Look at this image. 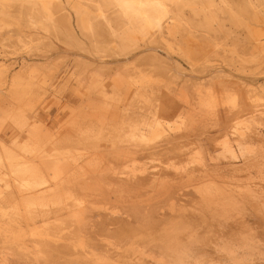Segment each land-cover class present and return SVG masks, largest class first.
Here are the masks:
<instances>
[{"label": "rangeland", "instance_id": "1", "mask_svg": "<svg viewBox=\"0 0 264 264\" xmlns=\"http://www.w3.org/2000/svg\"><path fill=\"white\" fill-rule=\"evenodd\" d=\"M72 16L74 20V14H72ZM11 21V26L6 25V29L4 28L3 34L0 37V65L5 69L3 70L5 71L6 76H9L10 78L13 74L15 76L21 74L25 77L24 81L28 80L31 84L34 83V97L32 96V98L35 100L34 108L38 107L37 111L40 114V119L38 121L39 125H42L43 128H48L51 132L69 131L70 133H75L80 137L79 141L82 138L78 145L73 147L70 146V148L66 147L59 151L57 148L56 150L53 149V146L55 145L52 143V139L50 140L51 142H49L50 144L45 141V146L43 143L37 144V149L35 148L36 152H40V149L43 150L44 148L48 154L50 153L49 155L40 158L38 164L45 167L47 162L54 161L71 166L79 163V169L72 167V170L69 166L66 167L67 169L63 167L58 175H65V172H67L66 176L77 173L76 176L78 177L80 174L84 173L83 176H81L84 178H86L88 174L94 175V172H99L100 169H110V171H113L116 174L133 172V168L138 172L144 169V174L151 176L153 174L150 173H157L161 170L170 171L171 174L169 175L171 177L169 176V178L172 179L170 181V184H172V186H170L171 188L169 186L167 188H162L159 184H154L152 186L153 183H151V187L148 185L145 188L147 191L144 189L145 192L140 194L138 199H133V201H136L134 203V205L136 204V207L138 202L140 205L144 201V203L140 205V208L138 205L139 211H137L138 208L136 207L133 209L136 208L137 210H135L138 212L137 215H139L142 210H145L146 208H142V206L145 205V202L147 204L148 202H155L158 203L153 206V209L156 212L158 211L156 210L158 207H162L159 211L167 212L170 210L172 202L179 201L175 199L168 200L166 198L168 193L174 189V196L180 197L182 201L177 203H181V206L177 205L180 208L174 207L175 211L177 208L179 210L173 215H158L159 218L162 217V221L156 219L155 217L158 218L156 215L155 217L147 216L148 218L146 220V213L143 211L139 215V220L135 225H132L133 228L137 227L138 230L134 229L133 231L131 227H124L123 225L132 218L128 213L133 210V205L129 206L128 210L127 205L130 204L129 202L126 205V201L122 200L124 203H121V200L119 202L118 200L115 201L113 198L108 202L106 200L93 201L90 200L93 198L91 195L93 191H91L90 194L82 195L81 201L83 204L86 202L85 206H90L93 202V209L100 210V212L103 213V216L107 212L110 214L113 213L112 217L114 216V222L112 221L113 219H110L112 217L109 218L108 216L107 218L104 216L106 220L113 223L112 226H123L118 232H113L112 235H109L113 241L115 236H117V239L121 236V238H119L120 240H118L119 242H116V238L114 241L116 244L119 243L117 244L118 247L109 239L110 237L106 236V239L103 237L105 240L101 238L103 243L102 241L100 243H102V245L105 243V248L99 250V252L102 251V253L100 252L102 255H100L96 248L99 239L95 240L91 233L94 229L91 230V227L94 226V223L97 224L96 222L97 220H100L102 214L99 216V219L97 218V214L95 215V218H93V216L92 219H94V221H92L91 218H89V215H87L88 219L91 221L89 220V222H87L88 219L83 218V222L81 221V223L79 222L81 218L80 220H73L71 222H67V220L55 221L54 218H51V222L43 223L42 221H38L37 223H34L31 220H24L23 217L20 218L19 224L16 225L17 223L15 221L8 222V219H6V223L2 225L4 228L0 229V264H62L65 261H67L68 264H73L74 262L79 263L81 260L82 261L79 264H96L97 262H99L98 264H115L116 261V264H243V242L248 236V233H246L247 231L244 232L245 226L249 224L253 228L258 226L261 229L257 227V230L260 229V231H264V210L260 205L258 207L256 204V200L259 199L250 198L249 201L245 199V194L249 192L250 188L261 187L264 191V157H262L264 156V140L255 142L253 145H239L235 140H231L230 144L233 150L231 149L228 153L223 150L225 144L222 142L225 141V138L220 132H218L219 125L217 126V124H215L219 123L218 117L216 116V113L211 110L223 109V107H234L237 103L240 104V101L244 103L246 96H249L252 100H255V104H260L259 106L250 109V115L255 114V109L264 111V49L257 51L250 49V52H245L243 49H238L235 45L233 46V44H229V46L225 47L226 51H224V54L219 56L220 58L212 57L213 59H211V63L215 64L217 62L214 65V68L215 66L218 68L219 66L217 67V65L220 64L219 68H221L223 72L225 71L224 77H226L225 79L229 82L226 84V87L231 89H228L227 93L223 92L226 96L224 94L225 97L218 100V106L207 107L206 105H203L200 108L197 107V109L193 111L192 107V109L189 108L185 111V115H187L185 117L180 114L182 110L180 106L184 94L187 95L188 99L194 102L193 93L195 92L191 86L192 83L195 84L196 82L200 87L202 86V88L207 91L213 89L214 82L208 81L210 77H212L209 74V69H207L208 71L202 70L200 72H195L191 63L185 60L186 58L180 54L179 50H169L166 47H159L155 50L165 65V72H159L156 74L150 69L152 63H139V61H141V55L145 56L147 51H134L131 55H128V59H125L123 56H106L105 59L98 60L94 59L93 55L88 51L82 50L78 47L73 48V46L64 47L56 40H53L51 48H46L44 44L41 45V43L46 40L43 38L44 33L42 31L40 34L35 32L29 34L22 30V34L17 35L16 32L11 29V27L16 24H14V20ZM74 27L75 34L76 36L78 35V40H80V42L82 40L84 42H82V44L87 46L89 43L86 40L89 37L87 35V37H83V35H85L84 31L79 29L82 32L81 33L76 25ZM23 29L25 30V28ZM41 40L43 41L41 42ZM131 67L136 69L134 71L135 74H133V77L131 78V82L137 86L136 88L138 91L136 92H133V90L127 92L126 90L131 84H126L125 81L122 83V80H119V76L122 75L125 77L123 70H128ZM31 72L32 74L29 76ZM200 73L203 75L201 78H199ZM116 75L118 77H116L117 79L115 78ZM185 81L187 84H185ZM216 89L220 90L222 88L216 86ZM36 92L38 94H35ZM234 94H236V104L234 102L232 103ZM229 95L230 97H228ZM244 107L247 108L246 111H248L249 106L244 105ZM245 118H247V116H239L236 120L234 119L232 123H239L238 119H241L242 121L243 119L246 120ZM244 120L235 125L238 128L240 127L239 129L246 128L249 123H247L248 120H246L245 125ZM259 122L257 124V129L255 128V130L257 135L264 136V120L260 123ZM177 125L179 127L181 126V129H179ZM175 126L178 130L175 129L172 131ZM156 128H161L162 130L166 129V132L162 134L164 136H160V134L157 138H152L151 135ZM171 128L172 130L167 131V129ZM140 131L146 134V140H144V142L146 141V144L143 141H139L141 139H139L140 136L138 137ZM214 131L217 133L215 134ZM186 135H189L190 137L186 138ZM133 136L135 139L132 138ZM136 137L139 139L137 142L140 144L135 142ZM131 138L134 140H132L133 142H130ZM169 141L174 150L171 149L170 151V149H166L170 146ZM147 142L149 144H147ZM167 143L168 146L166 145ZM141 144L143 146L163 144L162 146L164 147L163 149L161 148L162 150L159 154L158 151H156L154 153L139 152L140 154L134 153L130 156H125L127 147L135 148V145H137L136 148H138L139 145V147L142 146ZM223 144L224 146H222ZM39 145H42L41 148H38L40 147ZM241 148L242 150H240ZM41 154L39 153L37 155L40 156ZM247 154L248 156H252L246 160V157H248ZM87 155L92 158L89 160V158L85 157ZM227 155L229 158L226 157ZM258 156L261 158L258 159ZM82 158L87 161L84 159L81 160ZM254 158L256 159L255 161ZM257 161L258 163H255ZM254 163L256 164L255 166ZM247 164L248 167L249 164L252 166L250 165V168H248L246 167ZM232 167L233 169H231ZM137 168L141 170H138ZM170 168H176V170L181 169L182 171L185 170V172L192 171L195 174L197 173V175H200H195L196 178L194 177V180L192 178L188 179L185 172L183 173L180 171L181 173H177V171H173V169L171 171ZM77 169L79 172H77ZM154 169L156 170L154 171ZM134 172L136 171L134 170ZM116 174L115 176H119ZM212 175H215V177ZM253 175L255 176L253 177ZM45 176L47 184L53 182L54 173L50 174V172H46ZM12 177L13 176H8L7 178L12 182ZM95 179L93 180V178H90V181H88L90 182L89 186L93 189L102 184L98 177ZM217 182L218 184L213 185ZM204 183H207L206 188L205 185L202 187ZM207 186H210L211 188H208ZM217 186H219L221 191L228 194L229 197L222 198L221 196H217L215 193L217 190L215 191L214 189H217ZM234 186L236 187L234 188ZM200 188L201 190H199ZM202 188L203 192L206 191L205 195H211L212 192L214 193L210 199L205 195L202 198ZM204 188L206 190H204ZM212 188L213 190H209ZM65 191L66 192L61 194V200H58L54 206H62L72 200L73 191L68 189ZM198 192L201 193L200 196L195 194ZM97 198L99 199V197ZM141 199L143 201H141ZM156 199L158 202L155 201ZM186 200L189 201L187 202ZM39 201L40 199L37 197L31 202L38 203ZM161 203H163V205H161ZM168 203L170 206H168ZM33 206L36 207L39 205H32L31 207ZM120 206H122V208ZM25 211L26 210L22 212L24 216ZM67 211L68 210L66 209L60 211L64 218L68 215ZM102 211H105L106 213ZM127 211V214L130 216L125 214ZM149 212L152 211L149 210ZM260 212H262V214ZM254 213L256 214L254 215ZM141 216L143 217V221L140 218ZM150 217L156 220L153 222V220H151L152 218L149 219ZM140 219L141 222H148L151 220L153 225L151 221V223L148 222V224L144 222L147 226L144 223L140 225ZM115 221L117 223H115ZM86 224L88 227H85ZM91 224H93V226ZM139 225L142 228L145 226L142 229L143 231ZM177 227L178 229L175 230L174 228ZM78 228L80 230H78ZM74 229L76 231H74ZM89 231H91V238ZM81 232H83V235L79 236ZM84 234L87 236H84ZM84 237H86V240L88 237V241L93 239V242L94 240L97 242H92L90 244L91 240L88 242ZM262 237L264 238L263 235ZM78 238L82 239L79 240ZM79 242H81L82 245L84 244L87 246L79 247L81 246ZM108 242H113V244ZM69 243H72L73 245H70ZM77 243H79V245H77ZM89 244H94L96 247L94 245V247H89ZM107 244H111V246L109 248L107 247L109 252L107 251V253H105ZM98 245L100 244L98 243ZM55 246L58 248L59 253H57V249L55 250ZM71 246H75L74 249H72L73 247ZM92 247L94 254H91L93 252ZM64 248L67 249L66 251L68 255L73 254L68 256L64 251ZM70 248L72 249V252ZM78 248H81L80 253L78 252ZM75 249L77 250L75 251ZM115 249L116 251H114ZM82 250L86 252H82ZM118 250L119 254L114 255L113 253H118ZM110 252H113L112 255H110ZM71 256L74 257L72 258ZM83 256L88 257V259L86 258L88 261L87 263H83ZM79 257H82L83 259H80ZM92 258L93 261L91 260ZM79 259L80 261H78ZM104 260L106 261L104 262Z\"/></svg>", "mask_w": 264, "mask_h": 264}, {"label": "bare ground", "instance_id": "2", "mask_svg": "<svg viewBox=\"0 0 264 264\" xmlns=\"http://www.w3.org/2000/svg\"><path fill=\"white\" fill-rule=\"evenodd\" d=\"M72 14H74L75 16V19H74L75 21L72 18L73 17ZM11 20H14V24H16L15 26H13L14 28L11 27V29L15 31L17 35L22 34V30L23 32L29 33V34L34 33V32L40 34V32L42 31L44 33V34L42 33L43 38L46 40L44 42H42L43 40H41L42 42L41 45L44 44L46 48H51L53 40H56L60 44H62L64 47L73 46V48L78 47L82 50L88 51L91 55H93L94 59H98V60L105 59L106 56L107 57L123 56L125 57V59L126 58L128 59L129 57L128 55L129 54L131 55V53L134 51H138V50L140 51L142 50L141 52L147 51L145 53V56L141 55V59H140L141 61H139V63L140 62L141 63L145 62V64L152 63V67L150 69L156 74L159 72L160 73L165 72V65L163 61H161V59L159 58V55L156 53L155 50L159 47H166L169 50L171 49L179 50L180 54L184 58H186L185 60L191 63V66L195 72H200L202 70L206 71L207 69H209L210 73L209 72L208 73L212 77H210L208 81L214 82L213 89L207 90V91L204 90L202 86L200 87L199 84H197L196 82L195 84L192 83L191 86L193 87L194 92H195L193 93L194 102L188 99L187 95L184 94L183 101L180 106V108L182 109L180 114H182L185 117L187 116L185 115L186 114L185 111H187L189 108L192 109L193 107L192 109L193 111V110H196L197 107L200 108L203 105H206L207 107L218 106V100L220 98L222 99L223 97H225L226 96L225 93L228 92L227 90L231 89V88L226 87V84H228L229 82L225 79L226 77H224L225 71L223 72V70L219 68L220 67L219 63H218L219 65H217V67L218 66L219 67L216 68L215 66L214 68V65L217 62L215 64H212L211 63L212 62L211 59H213L212 57H219L223 55L224 51H226L225 47L229 46V44H233V46L235 45V47H238V49L241 48L245 52L246 51L250 52V49L253 51L264 49V0H261V1L260 0H0V37L3 34V30L5 26L6 25L11 26V23H12ZM73 21L75 22V24ZM75 25L78 28V30L80 29L81 31H84L85 35L82 34L83 37L88 36L90 38V39L88 38L89 40L88 39L86 40L89 43L87 46L86 45L84 46V44H82L83 42L82 40L81 42L80 40H78L77 38L78 35L76 36L75 30H74ZM23 28H25V30ZM142 59L145 61H143ZM3 69L4 68L2 66L0 68V229L4 228L2 225L6 223L5 221L6 219H8L7 220L8 222L15 221L17 223L16 225L19 224L20 218H23V217H24V220H31L34 223H37L38 221H42L43 223L51 222L50 221L51 218H54L55 221L56 220H59V221L67 220V222H71L73 220L77 221V220H80L81 218V220L79 221L81 223L83 218L88 219L87 215H89V218H91V220L94 221V219H92L93 216H94L93 218H95V215L97 214L98 215L97 218L99 219V216H101L102 214V217H100V220H97L96 222L97 224L94 223V226L93 224H91L93 226L91 227V230L94 228L93 232L89 231L90 238H91V234H90L91 232L95 240L99 239L98 243L100 245H98L97 243V247H96V245L93 244L97 248V251L99 252L101 248L103 249L105 248L104 247L105 243L102 245L103 240L101 238L105 237L106 239V236H108L110 237L109 239L113 241V239L109 235H112L113 232L114 233L118 232L119 230L122 229L123 226L122 227L120 225L119 226L115 225L116 227H114V225L112 226L113 223H110L108 220H106L105 217L108 218L109 216L110 218L112 217L113 213L110 214L109 212H107L108 213L107 215L105 211H102L106 213L104 217L103 213H101L100 210L98 211L97 209L95 210L93 209L92 207L93 202L92 204L89 203L91 204L90 206H85L86 202L83 204V202L81 201L82 200L81 196L84 194H90L91 191H93L91 193L93 198L92 199L89 198L90 200H93V201L106 200L108 202L111 200V198H113L115 201L118 200L120 202L121 200V203H124L122 201L124 200L126 201L125 203L126 205L128 204V202L130 203L129 205H127L128 207L127 209L129 210V206H132V205H133L132 207L133 209L134 207H136V204L134 205L136 201H133V199H138L140 197V194L145 192L144 189L148 185L149 187H151L150 185L151 183H153L152 186L154 184H159V186L162 188H167L168 186L169 187L172 186V184H170L171 183L170 181L172 179L169 178L170 176L169 174H171V172L166 171V170H161L160 172L158 171L157 173H150V174H153L151 176L148 174H144L145 173L144 169H143L144 171L142 170L138 172L136 169L133 168L137 173L134 172V170L132 169L133 172H125V173H120V174L119 173L116 174L115 172L110 171V169H105V170L100 169V171L98 170L99 172H96V173L94 172V175L88 174V176L84 178V177H81L84 174L82 173L81 170L80 171L82 174H80L78 177L76 176L77 173L66 176L67 172H65V175L64 174L61 176L58 175L62 171L63 167L66 168L69 166L71 167V169L72 167H76L79 169V166H80L79 163H77V165L71 166V165H64V163L61 164L57 161H54V162H47L46 163L47 165L45 167L40 166L38 164L39 159L49 155L50 153L48 154V152H46V150L43 147H42L43 150L40 149V152L38 151L36 152V149H37L36 147L38 146L37 144L43 143L44 145L45 141L49 143L51 142L50 140L52 139V143L55 145L53 146V149L56 150L57 148V150L59 151V150L65 149L66 147L70 148V146L73 147L75 145H78L82 138L79 141L80 137H78V135H76L75 133H70L69 131L51 132L48 128H43L42 125H39L38 121L40 119L39 117L40 114L37 111L38 107L36 106L37 108H34L35 100L32 98V96L34 95V90H33L34 83L31 84V82L28 80L24 81L25 77H23V75L21 74L20 75L17 74L16 76L13 74V76L9 78V76H6L5 74V71H4L5 69L4 70ZM135 70L136 69L134 67H131L128 70H123V74L125 77H123L122 75L119 76L120 78L119 80H122L121 81L122 83L125 81L126 84L128 83L131 84L130 87H128V89L126 90L127 92L130 90H133V92L138 91V89L136 88L137 86H135V84L131 82L132 81L131 78L133 77V74H135L134 72ZM31 74L32 72L29 74V76ZM202 76L203 75H201L200 73L199 78H201ZM116 77L117 75L115 76V78ZM185 84H187L186 81H185ZM216 86L222 89L218 90L216 89ZM223 92H225L224 93L225 96ZM35 94H38V93L36 92ZM236 94H234V97L232 99V103L234 102L235 104L237 102L235 98ZM228 97H230V95ZM236 105H234V107L233 106L230 107L231 109L223 107V109L220 108V109L211 110L214 113H216V116L218 117L219 123H215V124H217V126L219 125L218 132H220V134L223 135L225 138V141L222 142L225 144V147L223 148V150L227 151L228 153L232 149V146L230 144L231 140H235L237 144L239 145H243V144L253 145V143L255 142L264 140V136L257 135V132L255 130V128L257 129L258 122L259 121L261 122L262 120H264V111H260V109H255L257 113L255 112V114L250 115L251 113L250 109L253 107H257L260 104H255V100H252L251 97L246 96L244 103L240 101V104L237 103ZM244 105L249 106L248 111H246L247 108H245ZM243 115L247 116V118L245 119L248 120L247 123H249L250 125L247 124L248 126H246V128L239 129L240 127L238 128L236 125L240 123L241 119L240 120L238 119L239 123L236 122L237 124L235 122L232 123V121L234 119L236 120V118H238L239 116H243ZM243 120L241 122H243ZM246 120H244V122ZM245 125H246V122H245ZM180 127L178 126L179 129H181ZM178 128L176 129V126H175L173 130L171 128V129H167V131L168 130L174 131L175 129L178 130ZM137 130H140V129H137ZM165 132H166V129L162 130L161 128L160 129L156 128L153 130V133L151 136L152 138H157L160 134H161L160 136H164L162 134H164ZM216 133L217 132H215V134ZM139 134L140 135H138V137L140 136L139 139L141 138L142 140L141 139L139 140L136 137L135 142L137 144L139 143L137 142L138 140L140 142L142 141L144 142V140H146L145 133H142L140 131ZM185 137L187 138L190 136L186 135ZM132 138L135 139L134 136ZM132 138H131V141L129 139L130 142L134 141ZM218 138H219V135H218ZM170 143L171 142L169 141V144ZM147 144L149 143L147 142ZM224 144L222 146H224ZM162 145L163 144H158V145L156 144L154 146H143L142 145L141 147H139L140 146L139 145L138 148H136L137 145H135V148L127 147L125 156H130L134 153L135 154L146 153V152L154 153L156 151H158V154H159V152L164 147ZM166 145L168 146V143ZM39 146L40 147L38 148H41L42 145H39ZM166 149L167 150L170 149L171 151V149H173V146H171L170 144V146H168ZM240 150H242V148ZM39 153L40 154L42 153V154L38 156L37 154ZM251 156L246 157V160L249 157L251 158ZM85 157L89 158V160L92 158L91 156H88V155ZM226 157H228V155ZM260 158L261 157H259L258 159ZM83 159L84 158H82L81 160ZM255 160L256 159L254 158V161ZM255 163H258V161ZM255 163H254V166L256 165ZM250 165L251 164H249V167H248V164H247L246 167L250 168ZM78 169H77V172H79ZM170 169L171 171L172 169L173 171L174 170L177 171V173L182 171L181 169L176 170V168L175 169L170 168ZM231 169H233V167ZM138 170H141V169H138ZM155 170L156 169H154V171ZM67 171H71V170H67ZM234 171H235V168H234ZM46 172H50V174L54 173L53 182L50 184L46 183L47 182L46 176H45ZM182 172L184 173L185 170H183ZM115 174L119 176H115ZM185 174L188 179L189 178L193 179L195 175H197V173L195 174L192 171L185 172ZM8 176L9 177L13 176L12 182L10 181L9 178H7ZM212 176L215 177V175H212ZM254 176L255 175H253V177ZM96 177L99 178V181L102 184L101 186L93 189L89 186L90 182L88 181H90L89 180L90 178H93L94 180ZM206 184L204 183L202 187L205 185V188H206ZM216 184H218V182L213 185H216ZM210 186H207V187L209 188ZM235 187L236 186H234V188ZM205 188L204 190H206ZM66 189L73 191L72 200L68 203L63 204L62 206H54L58 202V200H61L62 198L61 194L63 192H66L65 191ZM214 189L215 191L217 190L215 192L217 196H221L222 198L229 197L228 194L220 190L219 186H217V189L216 188ZM94 190L95 191L98 190V191L95 192ZM199 190H201V188ZM209 190H213V188ZM173 191L175 192V189L170 192L168 191L169 193L167 192L168 195L166 196V198L168 200L175 199L181 202L182 199L178 196H174ZM196 192H197V189H196ZM202 192H203V188H202ZM205 192L202 193V198L206 194ZM199 193L200 192L195 193V194H198V196H200L201 193L200 194ZM213 194L214 193L212 192L211 195H205V196L206 197L208 196V198L210 199ZM245 195H246L245 199H247L248 201L250 198L259 199V200H256V204L258 207L260 205L264 210V191L262 190L261 187L250 188L249 192L246 193ZM37 197H39L40 199L38 203L31 202L34 198H37ZM97 197H99L100 200ZM141 201L143 200L141 199ZM155 201L158 202L157 199ZM179 201L172 202L171 206L168 203V206H170V210L169 211L166 210L167 212L159 211L162 208V207L159 208L158 207L159 205L156 206L158 207L156 209L158 211L156 212L153 209L154 208L153 206L157 205L158 203L148 202L147 204L145 202L146 206L143 205L142 208L143 207H146V208L145 210H142V212L145 211L144 213H146L145 214L146 216L145 215L144 216L146 220L148 218L147 216H154V217L155 215L156 216L158 215H162V216L170 215L171 216L177 210H179L178 208L180 207L178 206H181V203L177 204ZM143 203L144 201L141 204ZM32 205H39V206L31 207ZM138 205H139V202L136 208H138ZM140 205H139V208L141 207ZM161 205H163V203H161ZM120 207L122 208V206ZM174 207L175 208L178 207L176 211L174 210L175 209ZM139 208L138 210L137 209L136 210L139 211ZM62 209L68 210L67 211L68 215L66 216L67 218L66 217L64 218L62 213H60ZM135 209H133L132 211H129V213L128 211L125 213L127 216L131 215L130 216L132 217L131 219L129 220L127 219L128 221L125 222L124 224L120 223V224H123L124 227H129V228L131 227L133 231L134 229L136 230L137 227L133 228L132 225H135V223L139 220V215L142 213L141 212L139 215H137L138 212ZM24 210H26L25 216L22 213ZM149 210H151L152 212H149ZM127 213L130 215H128ZM260 213L262 214V212ZM255 214L256 213H254V215ZM140 218L143 221V217L141 216ZM151 218L152 217H150L149 219ZM155 218L159 219V221H162V217L159 218L158 216V218L157 217ZM110 219L111 220L113 219L112 221L114 222V216ZM141 219H140V225L144 222L148 224V222L149 223L152 222L151 220H153V222L156 220L152 218L150 220L151 222L150 221L141 222ZM89 220L90 219H88L87 222H89ZM153 222H152V225H153ZM73 223H72V226H73ZM115 223L117 222L115 221ZM87 224L85 225V227L87 226ZM257 227L253 228L250 226V224L245 226L244 232L247 231L246 233H248V236L244 239V242H243L244 243L243 264H264V257H263L264 238L262 237V235L264 236V231L263 230L260 231L261 229L260 227H258L260 229L257 230ZM140 228L141 230L143 229L142 227ZM84 229H81V230H84ZM174 229L177 230L178 227ZM78 230L80 229L78 228ZM74 231L76 230L74 229ZM81 233L80 235L79 234L78 235L82 236L83 232ZM84 236H87V235L84 234ZM116 237L117 236L114 237V241ZM119 238H121V236ZM119 238L118 239L116 238V242L120 240ZM81 239L82 238H80L79 240ZM84 239L86 240V237H84ZM88 239L89 238L87 237L86 241H88ZM92 240L90 244L93 242ZM95 240L93 243L97 242V241L95 242ZM101 241L102 243H100ZM81 242H79L81 245L79 247H84L85 245L84 244L82 245ZM113 242H108V243L113 244ZM116 242L114 243L117 246V244L119 243L116 244ZM79 243H77V245H79ZM90 244H89V247L93 246ZM111 244H107L106 248L107 247L109 248ZM75 246H71L73 247L72 249H74ZM93 247H92L93 252L91 254H94ZM108 248L106 249V252L104 251L105 253H107V251L109 252ZM56 249H57V253H59L58 248H56L55 246V250ZM64 249H65L64 251L67 254V251H66L67 249L66 248ZM72 249H71V252H72ZM80 249L81 248H78L79 253L81 251ZM76 250L77 249H75V251ZM83 251L84 250H82V252ZM114 251H116V249ZM100 252L102 253V251ZM101 253L100 255H102ZM110 253L108 254L112 255L113 252H110ZM113 254L114 255L119 254V250H118V253L115 252ZM86 258L88 259V257H84L83 263L88 262ZM80 259H83V258L81 257ZM80 259L78 261H80ZM91 260L93 261V258ZM96 261H97V258H96ZM105 261L106 260H104V262ZM63 263L68 264L67 261ZM74 263L79 264L78 262H74ZM98 263L99 262H97L96 264Z\"/></svg>", "mask_w": 264, "mask_h": 264}]
</instances>
